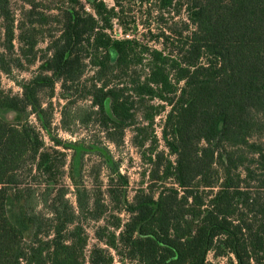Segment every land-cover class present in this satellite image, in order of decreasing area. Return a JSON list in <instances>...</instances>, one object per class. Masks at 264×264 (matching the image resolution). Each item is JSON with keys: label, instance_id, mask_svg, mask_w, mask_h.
<instances>
[{"label": "trees", "instance_id": "16d2710c", "mask_svg": "<svg viewBox=\"0 0 264 264\" xmlns=\"http://www.w3.org/2000/svg\"><path fill=\"white\" fill-rule=\"evenodd\" d=\"M22 1L19 18L0 0V264H210V254L264 264V0ZM132 2L155 14L162 48L109 34L115 21L125 36L137 31L125 15ZM182 11L180 29L162 26ZM46 24L55 32L38 51ZM145 58L144 77L136 69ZM37 60L31 79H15ZM3 75L22 93L4 90ZM57 84L61 128L97 127L89 138L54 134ZM166 106L170 158L145 133ZM140 114L146 126H136ZM134 126L133 143L150 146L146 187L131 196L105 141L120 146ZM91 156L100 161L87 167Z\"/></svg>", "mask_w": 264, "mask_h": 264}, {"label": "rangeland", "instance_id": "374dc122", "mask_svg": "<svg viewBox=\"0 0 264 264\" xmlns=\"http://www.w3.org/2000/svg\"><path fill=\"white\" fill-rule=\"evenodd\" d=\"M38 2L43 1L44 3H47L45 1H56V0H37ZM107 5L110 7L114 5L113 0H104ZM54 4V2H51ZM22 6H24V2L22 0H12V8L15 11L17 17H21V9ZM26 7V6H25ZM145 10V6L141 9V5L139 2H132L130 6V10L125 11V15L127 16L128 20L132 23L135 22L137 25V31L132 32L128 31V34L130 36H125L123 34V31L120 27V25L117 23V21L114 22V29L113 31L109 32V34L113 38H122V37H130L131 39H135L137 41L138 47H143V46H148L153 49H160L162 48V45H160L158 42H155L153 40L152 35L158 33V26L156 24V19H155V14H152V16L148 17L146 16V13L143 11ZM49 13H55L54 11L48 12ZM154 13V11H153ZM175 18L171 19L169 16H165V21L162 24V26L165 25V23H171L173 21L178 22V28H181V23L182 21L186 20V12L182 11L179 16H174ZM148 27H150L151 32L148 30ZM55 26L46 24L44 26H39L38 28V37H39V44L36 49L38 51L44 50L49 42V35L53 32H55ZM16 46L18 47V42L15 43ZM39 57L41 56V53L38 55ZM116 54L114 52L111 53V59L112 62L116 60ZM40 64V61L37 60L35 64L31 65L29 68L26 70H16L13 73V76L15 79L18 81H24V80H29L33 77V75L37 72V68ZM139 71V73L145 77V75L148 73L149 66H148V58H145L143 61L142 65H139L138 68L136 69ZM89 73V72H88ZM91 75V73L89 74ZM182 83L178 85L180 87ZM2 87L4 90L11 92L13 94H21L22 90L21 88L11 79L6 76H2ZM133 95V92H132ZM62 94H61V88L60 84L56 85L55 88V96L52 98V103L54 106V115H53V127H54V134L58 135L59 138L66 140V141H76L81 138H89V135H92L91 133H94L98 131L97 127H89V129H86L85 127H82L80 125L77 126H72V133H69L67 131H64L61 128V110L63 105L66 103V100L62 99ZM43 101L46 102V97H43ZM137 99V97H134ZM79 105L81 106H88L90 105V101L88 100H82L78 102ZM163 105L160 100H153L150 102V105ZM107 111L110 113V103H107ZM169 110V106H166L165 109L155 117V120L153 122L152 127H149L145 133L151 134L153 133L156 135L158 139V151H164L166 156L170 158L167 148L165 147L163 138H162V125L164 123L165 115L167 111ZM3 116L8 119V120H15V113L13 112H5ZM31 121L35 124L36 120L34 117L30 118ZM137 127L138 126H146L147 123L146 121L142 118V114L138 115V120L136 123ZM136 126L127 128L125 131L124 135V141L120 146H115L107 141L106 144L109 146V149L112 152V155L114 156L115 160L120 162V171L127 175L130 186H129V194L132 196L134 194V191L136 189L146 187V183L148 181L147 178V170L149 169V164H148V157H149V152H148V147L150 146L149 142L144 148H139L133 143V138L135 136V133L137 130H135ZM103 135V134H102ZM45 140L47 141L48 145H52L51 141L48 139L47 136H45ZM264 141V137L261 139ZM67 154V164L70 163L71 161V150H66L65 151ZM172 158V157H171ZM173 159V158H172ZM99 158L96 156H91L87 158V167H91L93 164H98ZM88 175V173L86 174ZM66 185L70 186V190L72 191L68 197L70 198L72 203H75V196L73 194V187L70 185V182L68 179L63 180ZM87 183L91 186L92 185V180L90 177L87 178ZM102 181L103 185L102 188H105V185L107 184V178L106 174L102 175ZM126 218V216H125ZM93 226L94 224L92 223L91 226H87V232L89 233V246L88 249H90L94 244L97 243V241L94 238L93 234ZM209 262L210 264H228L227 258H219L215 259L213 258V255H209ZM113 264H121L117 259Z\"/></svg>", "mask_w": 264, "mask_h": 264}]
</instances>
